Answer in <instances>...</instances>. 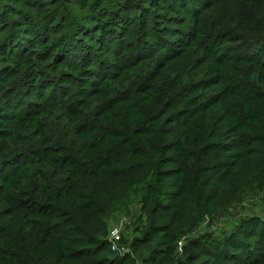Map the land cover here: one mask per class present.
Here are the masks:
<instances>
[{
    "label": "trees",
    "instance_id": "16d2710c",
    "mask_svg": "<svg viewBox=\"0 0 264 264\" xmlns=\"http://www.w3.org/2000/svg\"><path fill=\"white\" fill-rule=\"evenodd\" d=\"M0 264H264V0H0Z\"/></svg>",
    "mask_w": 264,
    "mask_h": 264
},
{
    "label": "rangeland",
    "instance_id": "374dc122",
    "mask_svg": "<svg viewBox=\"0 0 264 264\" xmlns=\"http://www.w3.org/2000/svg\"><path fill=\"white\" fill-rule=\"evenodd\" d=\"M129 209H130V211H128V212L125 210H117L116 212H114L112 214L109 230L113 226L117 225L118 220L122 216H125V215H129L130 217H132L133 221L135 222V220L138 216V213H139V207L137 205H132ZM242 213H245V215H247V214H259V215H261L263 213V208H262L261 204H259L257 199L251 198L248 200V202L244 203L243 206H240L235 211H232L231 214L230 213L225 214L223 219H222L221 225L222 226H230L231 224H233L234 221L239 219V217L242 215ZM134 224H136V222ZM208 227H209L208 223L205 222L202 229L198 233H193L191 236H193V237L199 236V235L201 236L200 233L203 234L208 229Z\"/></svg>",
    "mask_w": 264,
    "mask_h": 264
},
{
    "label": "built area",
    "instance_id": "2783aa9c",
    "mask_svg": "<svg viewBox=\"0 0 264 264\" xmlns=\"http://www.w3.org/2000/svg\"><path fill=\"white\" fill-rule=\"evenodd\" d=\"M132 224V217L129 215L122 216L117 225L113 226L110 229L108 235V242L113 251L118 253L121 256L133 255V252L129 245L123 243L126 227ZM183 247V240L178 242V249L181 251Z\"/></svg>",
    "mask_w": 264,
    "mask_h": 264
}]
</instances>
